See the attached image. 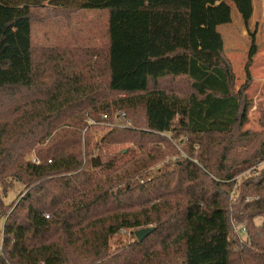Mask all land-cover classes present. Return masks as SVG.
Segmentation results:
<instances>
[{"label": "trees", "instance_id": "1", "mask_svg": "<svg viewBox=\"0 0 264 264\" xmlns=\"http://www.w3.org/2000/svg\"><path fill=\"white\" fill-rule=\"evenodd\" d=\"M44 2L69 21L101 11L106 36L35 48L31 25L49 18L34 14ZM194 2L0 0V98L19 95L16 119L0 125V176L25 185L8 217L13 203L0 198V264H264V167L235 180L264 162V130H241L258 53L251 0L247 82L238 91L222 46L212 60L193 48ZM113 109L131 123L102 142L139 151L89 166L83 131L111 121ZM261 121L264 128V113ZM164 153L180 157L147 180ZM232 224L246 227L244 243ZM150 226L142 242L111 251L121 230Z\"/></svg>", "mask_w": 264, "mask_h": 264}, {"label": "rangeland", "instance_id": "2", "mask_svg": "<svg viewBox=\"0 0 264 264\" xmlns=\"http://www.w3.org/2000/svg\"><path fill=\"white\" fill-rule=\"evenodd\" d=\"M248 4L249 0H196L193 3V48L206 59L212 60V52L218 53L219 48L223 47L224 53L229 58L235 72V91L241 89L247 82L245 66L251 42L245 26L249 11ZM44 5L47 6L34 10L35 15L38 14L41 17L49 16L47 20H35L31 25L32 45L35 48L53 47L61 43L66 44L74 41H79L84 45H94L100 43L106 36V29L102 20L103 13L101 11H81L69 21L53 16L57 9L55 5H48L47 2H44ZM251 11L249 30L251 33L255 32V30L257 31L258 53L254 57L253 65L250 68L251 80L246 90L247 99L251 102L246 113L248 120L241 130L260 134L264 130L263 122L261 121L264 113V0H251ZM209 15L213 19L216 33L213 32ZM18 99L19 95H17L16 99H11L7 95L0 98V125L6 122L11 124L16 119L17 114L14 109ZM123 112L122 109H113L111 121L102 122L97 126L91 127L87 136L85 135L86 132L83 131V139L85 140L83 142H88L84 161L89 166H91L92 158L100 157L104 160L108 155H113L120 151H125L126 153L129 151L130 154L139 151L130 142L118 143L112 146H107L102 142V139L110 130L116 127H124L126 123H131L127 117L116 120V117ZM179 157L175 154L164 153V157L158 159L149 168L147 180L161 172L171 170L174 166V161L178 160ZM28 159L34 162L37 160L34 151L29 153ZM253 167L249 168L248 171ZM24 190L25 185L22 182L1 174L0 198L5 207L13 203L12 208L9 209L6 215L7 217L25 195ZM6 219L0 221V229ZM262 220L259 218L256 219V222L260 225ZM136 231L134 229L121 230V232L112 237L109 242L111 251L119 253L127 248L136 239ZM242 241L243 243L246 241V235L244 234H242Z\"/></svg>", "mask_w": 264, "mask_h": 264}, {"label": "built area", "instance_id": "3", "mask_svg": "<svg viewBox=\"0 0 264 264\" xmlns=\"http://www.w3.org/2000/svg\"><path fill=\"white\" fill-rule=\"evenodd\" d=\"M104 118L106 119L107 116L105 115ZM120 116L118 115L116 117V120H119ZM89 124L92 125V124H95L94 121H89ZM38 163V162H37ZM261 167L263 168L264 167V162L262 163H259L258 166H255L254 168L250 169L249 171L241 174L240 176H238L235 180L237 182H239L240 179L244 178L245 176H248L250 175L253 171L255 172V175L258 174V171L261 169ZM236 195L235 191H233L231 193V198H234ZM233 225V230H234V233L238 235L239 239L242 241V234L246 235V227L244 225H235V224H232Z\"/></svg>", "mask_w": 264, "mask_h": 264}, {"label": "water", "instance_id": "4", "mask_svg": "<svg viewBox=\"0 0 264 264\" xmlns=\"http://www.w3.org/2000/svg\"><path fill=\"white\" fill-rule=\"evenodd\" d=\"M96 163L99 164L100 163V159L99 158H93L92 159V166L95 167L96 166ZM154 230L153 227L151 228H142L140 230H137L135 232V236H136V239L139 241V242H142L147 235H149L152 231Z\"/></svg>", "mask_w": 264, "mask_h": 264}]
</instances>
